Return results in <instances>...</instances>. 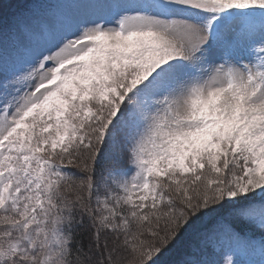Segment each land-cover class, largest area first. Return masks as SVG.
I'll list each match as a JSON object with an SVG mask.
<instances>
[{"label":"snow or ice","instance_id":"snow-or-ice-1","mask_svg":"<svg viewBox=\"0 0 264 264\" xmlns=\"http://www.w3.org/2000/svg\"><path fill=\"white\" fill-rule=\"evenodd\" d=\"M90 3L0 0L24 58L0 73V264H157L221 209L264 235V0Z\"/></svg>","mask_w":264,"mask_h":264},{"label":"rangeland","instance_id":"rangeland-1","mask_svg":"<svg viewBox=\"0 0 264 264\" xmlns=\"http://www.w3.org/2000/svg\"><path fill=\"white\" fill-rule=\"evenodd\" d=\"M25 1L27 0H7L10 4L6 5V11L10 8L19 7ZM35 2L30 6L29 13L32 17L38 18H47L53 13L84 14L90 11L92 7L90 0H38ZM17 49L18 44L15 38L10 35L7 21L5 22L3 33L0 34V70L3 73H11L23 66L24 58L18 54ZM223 211L225 213L227 209ZM221 212L222 210L219 214H221ZM208 216L210 217V215ZM207 217L204 216V219L202 218L204 223L208 221ZM213 231L214 233L211 235L209 241L213 248L214 260L206 261L207 264H223L228 254L234 256L237 264H264V247L257 245L256 240L251 239L246 243H240L238 238H230L222 230V225L220 223L216 224ZM246 232L252 234L249 230H246ZM195 240L198 239L196 238ZM169 252L170 251H166L160 256L157 264L168 259L165 258V256L168 255ZM169 261H171L172 264L177 262V260L173 259ZM167 262L168 261H164L160 264H167Z\"/></svg>","mask_w":264,"mask_h":264},{"label":"trees","instance_id":"trees-1","mask_svg":"<svg viewBox=\"0 0 264 264\" xmlns=\"http://www.w3.org/2000/svg\"><path fill=\"white\" fill-rule=\"evenodd\" d=\"M30 0H27L23 3L22 6H24L27 2H29ZM18 7V6H17ZM14 7V8H10L9 10L6 11V16L10 15L13 13V11H16L18 8ZM222 210L221 214L220 211ZM219 210V212L217 213H213L210 215V217L206 216L208 221L206 223H204L202 220L204 219L203 217H201L200 219L195 220L190 226L189 228L184 232L183 236L180 238V240L178 242H176L172 247H170L168 251L169 254L165 256V258H168L164 261H168L167 264H172L171 259L173 260H177V262L175 264H183V261L185 260V258L190 254V245L196 242H202L204 245H206V243L203 240V234L208 231L215 223L216 221L222 217L224 215V211L225 209H221ZM203 218V219H202ZM197 229V231H196ZM249 231H251L253 236H259L261 235L259 233V231L255 230V229H248ZM196 232V233H195ZM258 232V234H257ZM198 240H195V239ZM209 251V246L206 245L205 248V254L204 256L208 253ZM171 253V255H170ZM161 261L160 263L164 262ZM159 263V264H160Z\"/></svg>","mask_w":264,"mask_h":264}]
</instances>
